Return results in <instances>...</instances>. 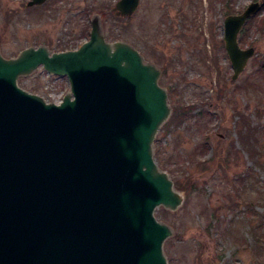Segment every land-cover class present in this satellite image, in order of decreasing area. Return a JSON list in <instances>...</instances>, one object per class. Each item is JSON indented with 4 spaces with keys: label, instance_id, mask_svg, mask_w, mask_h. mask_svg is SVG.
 <instances>
[{
    "label": "water",
    "instance_id": "1",
    "mask_svg": "<svg viewBox=\"0 0 264 264\" xmlns=\"http://www.w3.org/2000/svg\"><path fill=\"white\" fill-rule=\"evenodd\" d=\"M138 4L112 10L129 17ZM259 5L224 18L232 79L254 54L238 33ZM40 65L67 77L60 104L17 84ZM160 74L129 43L107 41L97 16L76 49L0 53V264H168L172 230L154 210L175 211L183 197L153 158L171 113Z\"/></svg>",
    "mask_w": 264,
    "mask_h": 264
},
{
    "label": "rangeland",
    "instance_id": "2",
    "mask_svg": "<svg viewBox=\"0 0 264 264\" xmlns=\"http://www.w3.org/2000/svg\"><path fill=\"white\" fill-rule=\"evenodd\" d=\"M27 1L0 0L3 57L30 46L75 49L88 40L97 16L107 41L129 43L160 69L171 113L155 136L153 156L183 197L175 211L154 210L172 230L163 243L168 264H264V166L254 164L237 134L244 113L250 132H260L264 165V0H140L129 17L111 10L118 0ZM256 1L238 34L240 46L254 54L232 79L223 20ZM17 82L47 102L59 103L69 92L66 76L41 65ZM192 106L179 125H168L174 108Z\"/></svg>",
    "mask_w": 264,
    "mask_h": 264
},
{
    "label": "trees",
    "instance_id": "3",
    "mask_svg": "<svg viewBox=\"0 0 264 264\" xmlns=\"http://www.w3.org/2000/svg\"><path fill=\"white\" fill-rule=\"evenodd\" d=\"M229 13H232V12L229 11ZM259 70L264 75V64L263 63H261V65L259 66ZM250 85L253 87L258 86L255 83L254 84L251 83ZM192 108H194V106H192L191 108L184 107V110H183V107L174 108L173 113L168 121V125L170 126L179 125L181 123L182 117L184 116L185 118V115H186L185 112L192 110ZM251 127L252 126L250 122L248 121V117L246 116V114L240 113L237 134L239 136L238 138L241 143V146L247 152L250 159L254 162L256 166L263 167L264 166L263 163L260 162V151L263 146L260 145L261 138L257 137V135H259L260 132L258 131L257 133H251L250 132ZM256 129H258V127H256ZM179 185L180 184H177V186ZM184 187L188 188L187 186H184ZM249 204L251 207L254 205L252 202H250ZM250 206L247 205L248 208H251ZM214 213L215 212L211 211L212 216L215 215ZM254 229L257 230L256 227ZM229 230H232V229H229ZM255 230L253 231V236H257V231Z\"/></svg>",
    "mask_w": 264,
    "mask_h": 264
},
{
    "label": "flooded vegetation",
    "instance_id": "4",
    "mask_svg": "<svg viewBox=\"0 0 264 264\" xmlns=\"http://www.w3.org/2000/svg\"><path fill=\"white\" fill-rule=\"evenodd\" d=\"M28 1H30V0H28ZM28 1H27V3H28ZM45 2H46V1H45ZM45 2H44V3H45ZM27 3H26V4H27ZM44 3H42V4H44ZM42 4H39V5H31V6H41ZM28 6H29V5H28Z\"/></svg>",
    "mask_w": 264,
    "mask_h": 264
}]
</instances>
